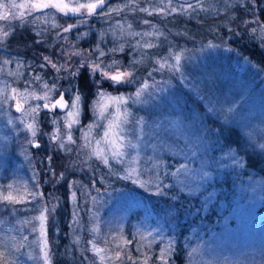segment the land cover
Segmentation results:
<instances>
[{
  "label": "rangeland",
  "instance_id": "rangeland-1",
  "mask_svg": "<svg viewBox=\"0 0 264 264\" xmlns=\"http://www.w3.org/2000/svg\"><path fill=\"white\" fill-rule=\"evenodd\" d=\"M233 1L240 2V0H203V6L207 9L206 11L196 8L189 10L188 14L170 13L166 15H185L187 19L195 22H207V26L213 25L212 28L215 29L217 24L227 25V20H221L223 17L221 14L232 5ZM245 1L249 0H243L242 3L245 4ZM22 2H25V0ZM68 2L71 4L72 0H68ZM84 2H87V0H84ZM111 2L109 5H118L125 3L126 0H112ZM181 2L182 0H172V4L177 7ZM188 2L195 4L196 0H188ZM135 3L137 4L136 10L129 8L119 15L112 13L110 18H103V20L99 21L94 26L97 28L95 29L93 38H89L88 40H86L87 38L81 39V36L77 33H85L86 30L81 29L80 26L77 29H73L72 33L74 37L70 42L68 41L67 52L94 49L96 44L101 42V33L106 32L107 35L103 37V42L100 45L106 53L109 48L124 44L125 48H130L128 63L130 60L136 59L141 61L140 64H148L144 78L140 82L143 83L146 80L150 87L141 97V102L133 104L129 101L128 106L134 116L143 117L148 125H162L161 139L170 145L178 144L183 149V152L175 157H173L171 152L163 154L162 158L166 165L169 166L168 170L175 171L181 164H187V168L175 177H163L162 191L157 193L155 187L148 190L133 183L131 180L120 178L123 175L122 172L120 176L111 175L109 169L94 157L89 160L84 153H77L75 150L72 153L64 151L61 159L64 161L63 167L66 172H64V178L59 182L65 184V198L68 204H70L71 210H73L70 199V182H75L76 188H80L83 184L78 180V176L85 175L87 172L90 174L92 171L91 167L97 166L101 168L104 177L109 176L123 183L122 187L115 186L116 192L105 201L106 204L103 210L105 214L103 216L99 215L102 225L101 229L104 227L108 232L110 227L113 232H118L119 229L128 227L133 234H136L138 231L140 233L153 232L154 234L159 232L163 243H166L170 238L173 247L176 229L170 215H166L165 213L162 215L155 214L149 207L151 204L150 199L162 193L170 195V198L178 199L181 206L185 205L186 208L196 209L200 213V226L195 225L186 229L184 239L181 240L185 253L184 264H264V207L262 206L264 203V178L253 174H250V176L243 175L241 173V166L243 165L242 155L234 148H223L222 143H220L221 135L217 134L219 131L213 128L212 130L209 129V126L213 124L203 122L202 120L197 121V118L194 116L195 114L191 116L190 109L183 110L182 108H178L177 99L179 96L177 91L172 89L173 85H170V83L166 85L162 80L155 78L156 74L154 75L152 71L156 68L155 66L159 69V65L156 63L157 59L167 57L170 64L175 63L170 53L172 51H174L173 53L177 52L180 45H183V42H180L178 37H186V26L184 23L178 21H175L174 24L165 25V23L163 24L160 21L165 15L153 14L149 16L147 13L138 10L143 7H161L166 5L168 0H163V3H161V0H135ZM248 4L246 3V5ZM144 20H149L155 28L144 24ZM118 21L126 32L130 24V30L133 32L158 31L163 33V35L133 37L128 36L125 32L121 37L120 29L116 28ZM76 23L77 21L73 24ZM89 25L91 24L89 23ZM89 25L81 26L88 27ZM113 28H116V35L118 37L115 41L111 32ZM138 40L141 44L152 43L155 47L166 45L170 53L158 57L154 54L155 47L137 48L133 51L132 46L136 45ZM195 47L198 51L190 50L187 53L182 52V59L189 58L191 61H197L198 57L201 58L205 55L208 58L210 57V60L213 62L218 60L217 56L220 53L225 51L228 53L227 47L216 45L212 42L198 41V46L196 45ZM97 55L98 53L92 52V59H95ZM64 58L67 59V57ZM81 59L82 57L77 56L69 61L73 66L72 70H75V66L80 64ZM103 59L105 62H109L112 59L121 61L120 58L113 55L110 56L109 60H106L104 57ZM7 61H10V63H3L2 68L4 70L2 71L5 73V77L0 75V82L8 79L1 87L7 86L10 92L11 88H13V82L6 77L10 76L14 79L19 77L23 65L17 59L9 58ZM121 62L125 65L124 61ZM237 62L238 65H231L229 72H227V70L220 67L219 69L215 64L213 67H205L204 60H202L197 65L199 71L197 68V72L196 69H193L196 72L194 77L186 76L183 79L179 78V80H181V83L186 88L190 87L193 94L204 93L199 97L207 105L206 108L213 112L216 119L225 115L229 123L237 126L240 132L244 133L245 139L248 142L264 149V72L260 73L258 66L246 58ZM64 63L65 60L62 63L59 62V64ZM213 68L216 70H209ZM81 69L89 73L87 67ZM163 70L166 76L169 73L177 72L171 71L167 67ZM38 73L37 71L33 77L37 76ZM64 76H68V73L64 72ZM96 76L100 77L99 73ZM40 82L42 83V81ZM49 82L52 81L48 79L49 86L54 83ZM41 83L38 84L39 86L35 90L39 95H42ZM126 86L131 89L120 93L125 96L135 93L140 83L138 84L137 82ZM19 90L22 91L21 89ZM111 94L113 96L120 95ZM65 96L70 103V96L67 93ZM56 98L58 96L53 98V100ZM30 102L33 105L36 103L42 105L44 103L43 100ZM14 103L13 101L10 108L15 109ZM56 111L59 113L55 115L56 117L62 115L60 110L57 109ZM18 116H20V113L16 117ZM81 118L80 116V124ZM87 118L84 125H88L95 118L92 111ZM61 127L63 128V122H61ZM3 134L7 137L5 133ZM72 135L76 139L77 145H79L81 143V133L78 126L74 127ZM96 135H99V130ZM4 136L0 132V184H7L14 178H20L29 182L30 176L33 173H27V171L22 169L26 165L22 163L23 161H19V163H7L5 157H11V155L6 152L2 153L3 142L1 140ZM239 137H242V133H240ZM73 148L75 149V146ZM141 150L151 154V148L147 147V141L141 144ZM173 151H175V148H173ZM185 156L187 159H185ZM233 157L235 160L232 159ZM111 163L115 170L121 168V165L117 162L113 161ZM93 180L96 181L95 188H99L101 184L104 186L107 184L101 182L102 180L99 181L96 177ZM111 184L109 187H111ZM128 185L130 187L126 190L124 186ZM107 191H109L108 188ZM78 193L80 192L77 191ZM95 195L98 194L96 193ZM103 195H106L105 191L98 196ZM55 197H60V195ZM86 198L83 197L82 206L84 209L87 207ZM61 200L59 201L61 202ZM84 212L86 213V211ZM8 214L7 209L0 208V221H3V223H0V238L6 237V234H8L5 224L9 223V228L15 227L14 223L9 222L12 220V217L8 216ZM12 233L16 234L13 230ZM138 239L139 236H137ZM141 243L144 242L141 241ZM163 243L161 239H158L152 245V249H156L159 254ZM145 250H147V245H145ZM23 255L25 256V261L20 262L19 260L20 264H37L27 254L25 255L24 253ZM84 264H90V262Z\"/></svg>",
  "mask_w": 264,
  "mask_h": 264
},
{
  "label": "snow or ice",
  "instance_id": "snow-or-ice-1",
  "mask_svg": "<svg viewBox=\"0 0 264 264\" xmlns=\"http://www.w3.org/2000/svg\"><path fill=\"white\" fill-rule=\"evenodd\" d=\"M242 3L243 0H240ZM255 3V0H252ZM163 3V0H161ZM107 6V11L105 7ZM131 8L137 9L135 0H126L125 3L118 5H109L107 0H87V2H80V0H72V3L65 2V0H25V2L16 3L15 0H0V21H10L19 18L22 22L25 17H29L31 23L39 25H49L52 29H58L55 35L57 39L68 40L67 34L72 32L73 29H77L81 25L88 24V20L91 17L99 16L104 18H110L112 13L119 15L121 12ZM199 8L201 11L207 9L203 6V0H196L195 4L189 3L188 0H182L179 6H174L172 0H168V3L161 7H143L139 8L140 12L147 13L149 16L153 14L166 15L170 13H184L188 14L189 10ZM39 13V15H37ZM76 18V24H69L67 26L60 25L56 22V16ZM254 22L260 25V31L264 34V24L256 17L254 21H244V23ZM144 24L149 25L152 28L149 20H144ZM9 29L11 25L7 26ZM116 28L120 29V36L122 37L126 30L117 22ZM116 28L111 29L114 41L118 39L116 35ZM131 25H128L126 34L128 36H160L163 33L158 31L136 33L130 30ZM47 28H39L37 35L41 37L38 43H43V33L47 32ZM252 32H256L257 29L253 28ZM61 33L65 35L61 37ZM12 33L4 28H0V42L6 40ZM79 36L87 35V33H77ZM107 35L106 32L101 33V42L97 43L92 50H76L68 53L62 52V56L67 57L64 64H59L58 61L54 62L50 57L44 56V64L40 67L51 66L56 72L55 82L49 86L47 80H43L40 75L34 77L36 82L42 81L40 88L42 95L36 93L33 89L29 91L32 84L31 82H25L26 86L23 91L17 88H12L9 92L7 86L0 88V112L4 111L5 105L9 101H14V107L20 116L14 119H9L7 123L9 125L14 124V120H19L23 125L25 131L28 133L26 137V143L34 148H39L38 135L43 134L49 137V141L54 143L56 147L62 149L68 153H72L75 150L77 153H84L87 159L93 157L102 163L109 169L111 175L120 176L125 180H131L133 183L139 185L142 188L151 190L155 187L157 193L162 191L163 177L173 176L187 168V164H181L175 171H169V166L166 165L163 160V154L171 152L173 157L180 155L183 149L179 145H170L165 140L161 139L162 125L150 126L143 117H136L133 115L131 109L128 106V102L133 104L141 102V97L145 91L150 87L149 83L145 80L140 83V86L136 89L135 93L120 94L113 96L107 90L103 89L104 82L110 81L113 85H128L137 83L135 77V65L140 63L136 59L129 61L125 66L120 60L112 59L109 62H105L103 57L108 54L115 55L116 52H123L125 50L124 44H119L115 47L109 48L107 53L101 48L103 37ZM213 46V45H209ZM133 51L137 48H151L155 47L152 43H144L138 40L136 45L132 46ZM63 48V45H61ZM92 52L98 53L95 59H92ZM175 63L170 64L167 57L159 58L156 63L159 65V70L168 68L171 71H179L181 67V53H170ZM82 57L80 64L75 66V70H72V65L69 61L73 57ZM5 64L10 61H4ZM87 67L89 75L95 77L97 73L100 75L99 80H94L96 86V99L92 102V112L95 117L88 125L80 124V116L82 112L83 98L79 92V88L75 84H69L67 88L60 89L59 81L61 79H76L80 74V69ZM61 72H67L68 76H61ZM151 75V73H149ZM73 88L76 91L73 92ZM59 93L58 98L53 100V95ZM70 96L71 102L65 100V94ZM43 100L41 105L36 103L33 105L30 101ZM59 109L62 115L56 117L52 115L50 123L53 125V130L49 133H42L40 127V113L46 111L49 114H54ZM63 122V128L61 127ZM79 127L81 136V143L77 145L76 139L73 138L72 132L74 127ZM147 129V130H146ZM99 130V135L96 133ZM147 141V147L151 148V154L141 150V144ZM75 146V149L73 148ZM175 148V151H173ZM49 163L51 157L48 158ZM185 159L187 157L185 156ZM235 160V158H232ZM117 162L121 165L119 170H115L111 162ZM71 166V165H70ZM51 170V169H50ZM52 176L57 181L64 178V173L61 172L59 176L56 175L54 170H51ZM207 175V173H205ZM32 181L38 180V175L35 171L30 178ZM104 178L101 177V180ZM96 181H92L93 188L95 189ZM70 199L72 201V220L70 226H74L75 229L84 227L80 216L82 209L77 203V191H80L82 196L90 198L91 207L83 209L86 212L91 213L89 216L90 228L88 231L92 234V239L87 243L90 245L87 251L93 253V260L90 264H126L127 261H131V264H153L152 260V245L162 238L159 232H147L140 233L139 231L133 235V239H128L123 229H119L118 232H113L109 227L108 232L102 234L103 243L98 242L97 237L101 236V221L93 208L98 201V195L100 189H95L97 196H92V189H88L87 185H81L80 188H76L75 182H70ZM103 191H107L104 189ZM59 198L49 197L46 198L44 192L41 190V185L38 182L29 183L26 180L20 178H14L7 184H0V208L7 209L9 215L12 217L10 223H14L15 227L12 229L17 232V236L0 238V264H20L19 255L21 249L28 248L30 250V258L36 259L39 264H53V253L51 249V243L48 238V224L50 218H54V214L59 206ZM87 203V201H86ZM17 205L23 206V216L17 215L21 212ZM36 213L35 215H28V213ZM3 223V221H0ZM27 232L28 235L23 233ZM29 235H32V239L29 240ZM137 236L139 239L137 240ZM151 237V239H149ZM79 242L80 237H76ZM136 240V251L140 253V257H133L132 250L129 245ZM10 241V242H9ZM143 241L144 243H141ZM147 245V250H145ZM84 249H82L83 251ZM38 252V255L33 256L32 252ZM173 247L172 241L169 238L166 243L160 249L159 254L155 257L156 264H169V260L172 256ZM191 255V253H190ZM87 259V258H86Z\"/></svg>",
  "mask_w": 264,
  "mask_h": 264
},
{
  "label": "trees",
  "instance_id": "trees-1",
  "mask_svg": "<svg viewBox=\"0 0 264 264\" xmlns=\"http://www.w3.org/2000/svg\"><path fill=\"white\" fill-rule=\"evenodd\" d=\"M246 3H249L246 5ZM222 21L227 20L226 24H217L216 28H212L213 25H206L207 22L199 23L195 22L191 19H187V16L175 14L172 16L165 15L164 18L160 19V21L165 25L166 24H174L175 21L184 23L186 26V37H178L180 42H183V45H180L179 50L175 53H182L194 50L198 51L195 47L198 46V41L200 42H212L216 45L225 46L228 48V53L225 51L220 53L217 56L218 60L213 61L210 60V57L202 56L198 57L197 61H191L189 58L183 60L181 59V67L180 71L175 73H169L167 76L165 75L164 70L157 69L158 67L153 69V74H156L157 80H162L164 84L173 85L172 89L177 91L178 99L177 106L178 108H182L183 110L190 109L191 116H194L198 120H202L203 122H208L213 125L209 126V129L218 130V135H221L220 143H222L223 148H234L236 151L242 155L243 165L241 166V173L245 176L250 174L258 175L259 177L264 178V149L259 147L258 145H253L245 139V135L243 132H240L237 126L229 123L225 115L222 117L215 118L212 111L206 108L207 105L201 101L200 95H203V92L198 94H193L192 89L186 88L179 78L183 79L186 76L194 77V74L199 71L197 65L199 62L204 60L205 67H213L215 64L218 68H222L229 72L231 65H235L238 63L237 61H241L242 59H247L253 62L260 69V73L264 72V34L260 31V25L254 22L244 23V21H254L256 17H259V20L262 24H264V0H255V3L252 0L245 1L244 3L233 1L232 5L229 6L228 9L222 13ZM260 15V16H259ZM97 25V24H96ZM89 25V29L91 31H95L97 27H93L95 25ZM256 28L257 31L254 33L251 30ZM35 28H32L27 22H17L13 26V30L10 31L12 34L9 35V42L3 46H0V75L5 77V73H3L2 68L3 63L5 61V57L11 59H17L23 65L22 72L19 73V77L13 78L7 76L10 81L13 82V88L24 90L26 83L31 82L32 86L29 88V91L33 89L36 90V87L41 82H35L33 75L38 71V75L45 80L48 79L52 82H55L56 72L54 69L41 68L40 65L42 63V59L44 54L47 52V49L54 50V46L50 47L49 41H45L43 43H38L41 39L37 38V32L34 31ZM50 33H46L47 36ZM45 35V36H46ZM93 38V37H92ZM5 47L11 49V52H7ZM130 48H125L123 52H116L115 57L120 58L121 61H124L126 65L127 60L129 59ZM193 51V52H194ZM174 51H172L173 53ZM56 53V50H54ZM53 53V54H54ZM59 54V51H57ZM170 53L168 51L167 46L155 47L154 54L158 57L162 55H166ZM112 54L106 55L104 58L106 60L110 59ZM225 58V59H224ZM151 61V60H150ZM238 65V64H237ZM195 66V68H193ZM230 66V67H229ZM233 66L234 68H237ZM148 64H136L135 65V76L136 80L139 83L144 78L145 72L147 70ZM197 68V69H196ZM219 68V69H220ZM196 69V72L193 71ZM258 69V70H259ZM211 71L216 70L215 68L209 69ZM149 72V70H148ZM61 76H64V72L60 73ZM67 77V76H64ZM169 79H168V78ZM43 78V79H44ZM100 77L95 76L94 78L89 75L84 69H80L79 76L72 79H61L59 81L60 88H66L64 86L71 84H75L79 88V92L83 98V112L81 115V125H84L87 121V117L92 111V102L96 98V86L94 84V80H99ZM8 79H5V81ZM1 81V80H0ZM4 82H0L3 85ZM49 82V83H52ZM103 89L107 90L110 93L120 94L125 90H130L131 88L126 85H113L112 83L104 82L102 85ZM12 89V88H11ZM76 91V88H73V92ZM59 93H55L53 98L57 97ZM67 98V97H66ZM13 101H9L7 105L4 107V111L0 113V132L7 135V137H2L1 142H3L2 153H9L11 157H5L7 159V163H19V161H23L25 166H23V170L33 173L35 171L38 175L37 181H32L29 179V183L38 182L41 185V190L44 192L45 197L48 198L49 194L52 197L60 195L59 207L54 214V218H50L48 224V238L51 243V249L53 253V264H84L93 260V254L91 251H87L90 245L87 243L88 240L92 239V234L88 231L90 228L89 225V216L91 213L84 212L83 209V197L81 193L77 194V203L79 204L82 211L80 212V216L83 218L84 227L80 229H75L74 226H70V221L72 220V210L70 208V204H68L67 199L65 198V184L60 183L52 176L51 170H54L56 175L59 176L61 172L64 171V161L61 159L64 150L59 149L54 145V143L49 141V137L47 135L39 134L38 141L40 144L39 148H34L31 145L26 143V137L28 133L25 131L23 125L19 122V120L15 121L13 125H9L7 121L9 119H14L19 113L10 108ZM59 114L57 111L54 114H49L46 111H42L40 113V127L42 133H49L53 130V125L50 123V118L52 115ZM195 121V122H197ZM216 130V131H217ZM242 133V137L239 135ZM9 151V152H8ZM51 157V162L49 163L48 157ZM92 171L90 174L87 172L85 175L78 176V180L83 184L87 185L88 189H92L91 195H95L97 192L95 189H100V193H103L104 189H109V191H105L106 195L98 196V201L96 206L93 208V212L99 215H104V205L106 204L107 198L112 197V195L116 192L115 186L122 187L123 183H120L114 178L106 176L104 177L102 174L101 168L97 166L91 167ZM21 169V170H22ZM51 169V170H50ZM22 170V172H23ZM30 173V175H31ZM104 179L101 181V177ZM97 178L101 182L107 183L106 186L101 184L99 188H93L92 181L94 178ZM31 178V176H30ZM73 180V179H70ZM92 180V181H91ZM74 181V180H73ZM112 183V184H111ZM111 184V187L109 185ZM103 185V186H102ZM128 186H124V188L129 189ZM56 190L58 191L56 193ZM112 193H111V192ZM80 192V191H79ZM99 193V194H100ZM144 195V194H143ZM81 196V198H80ZM64 197V198H62ZM170 195L159 194L151 198V204L149 207L155 212V214L162 215L165 213L166 215H170L171 221H173L174 228L176 229V234L174 235V246L172 256L169 260V264H184L185 263V253L184 247L182 246L181 240L184 239L186 229L191 228L195 225L200 226V213L196 209L186 208L185 205H180L178 199L170 198ZM87 207H91L90 198H86ZM264 207V203L262 205ZM17 208L21 209L17 215L23 216L25 213L23 212V206L17 205ZM261 209V208H260ZM36 213H28V215H35ZM8 216H10L8 214ZM7 217V216H6ZM11 217V216H10ZM9 217V218H10ZM100 218V217H99ZM9 223L5 224L6 237H12L18 235L12 233V229L9 228ZM102 225H100L101 227ZM107 232L104 227L101 229V236H98V242L103 243L102 234ZM124 235L128 239H133V233L128 227H124L123 229ZM28 235L27 232L23 233ZM79 236L80 240L77 242L76 237ZM33 237L29 235V240ZM10 242V241H9ZM137 247L136 240L133 241L129 248L132 250L133 257H140V254L135 250ZM82 249H84L82 251ZM30 250L28 248L21 249L20 254V262L25 261V255L29 253ZM152 260L153 264H156L155 257L158 255L156 249H152ZM28 255V254H27ZM32 255H38V252L33 251ZM29 257V255H28ZM30 258V257H29ZM87 258V259H86ZM32 259V258H30ZM35 263H39L36 259ZM126 264H131V261H127Z\"/></svg>",
  "mask_w": 264,
  "mask_h": 264
},
{
  "label": "flooded vegetation",
  "instance_id": "flooded-vegetation-1",
  "mask_svg": "<svg viewBox=\"0 0 264 264\" xmlns=\"http://www.w3.org/2000/svg\"><path fill=\"white\" fill-rule=\"evenodd\" d=\"M23 0H15V2L16 3H20V2H22ZM112 0H109V2H107L108 4H111L112 2H111ZM65 2H68V0H65ZM80 2H84V0H80ZM69 3V2H68ZM105 10H107V6L105 7ZM37 15H39V13H37ZM103 18L104 17H97V16H94V17H91V18H89V20H88V24L87 25H89V23L91 24V25H96L97 23H99V21H101V20H103ZM24 21L25 22H27L32 28H35V30L34 31H36V32H38L39 31V28H47L48 29V33H50L49 35L50 36H47L46 35V33L47 32H45V33H43V38H44V40L45 41H49L48 43H50V47H53L54 46V50H56V53H54V50H52V49H47V52L44 54V56H48V57H50L54 62H57L58 61V63L60 62V63H62V62H64V60H66L65 58H64V56H62V53L61 52H63V51H66L67 52V48H68V45H69V42L72 40V38L74 37L73 36V33L72 32H70V33H68L67 34V36H68V40L67 41H65V40H63L62 38L61 39H57V37H56V35H55V33H56V31H58V29H52L51 27H50V24L49 25H39V27L37 26V24H33V23H31V20H30V18L29 17H25V19H24ZM23 21V22H24ZM75 21H77L76 20V18H69V17H62L61 15H57L56 16V22L58 23V24H60V25H63V26H67V25H69V24H73ZM17 22H19V23H21L22 21L19 19V18H17V19H14V20H10V21H7V22H5V21H0V28H4L5 30H8V31H12L13 30V26L15 25V23H17ZM8 25H11V28L9 29L7 26ZM90 25V27H92ZM89 26L88 27H84V26H80V28L81 29H83V30H86V32L85 33H87V35H84V36H81V39H85V38H87L86 40H88L89 38H92L93 37V35L95 34V31L93 30V31H91L89 28H90ZM94 27V26H93ZM89 31H88V30ZM46 35V36H45ZM65 34L64 33H61V37H63ZM37 38H39V39H41V37L38 35V37ZM69 41V42H68ZM9 42V39L7 38L6 40H3L2 42H0V46H3V45H5L6 43H8ZM85 44H86V42H84ZM61 45H63V48H61ZM88 45V44H87ZM5 50L7 51V52H11L12 53V51H11V49H9V48H7V47H5ZM57 51H59V54L57 53ZM54 53V54H53ZM43 56V57H44ZM5 59L7 60V59H9L8 57H5ZM11 59V58H10ZM16 59V58H15ZM42 63L44 64L45 62H44V60L42 59ZM72 63V62H71ZM48 67H50V69H51V66L49 65V66H45V68L46 69H49ZM20 72L22 73V74H24V71L22 72V69L20 70ZM64 87H66V86H64ZM61 89V88H60Z\"/></svg>",
  "mask_w": 264,
  "mask_h": 264
},
{
  "label": "water",
  "instance_id": "water-1",
  "mask_svg": "<svg viewBox=\"0 0 264 264\" xmlns=\"http://www.w3.org/2000/svg\"><path fill=\"white\" fill-rule=\"evenodd\" d=\"M64 98H65V100H67V99H66V96H65ZM58 110H59V109H58Z\"/></svg>",
  "mask_w": 264,
  "mask_h": 264
}]
</instances>
